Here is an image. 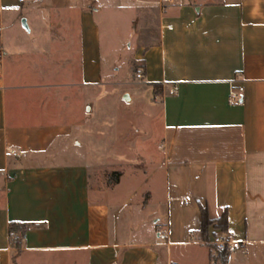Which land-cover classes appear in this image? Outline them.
Wrapping results in <instances>:
<instances>
[{"label":"crops","instance_id":"crops-1","mask_svg":"<svg viewBox=\"0 0 264 264\" xmlns=\"http://www.w3.org/2000/svg\"><path fill=\"white\" fill-rule=\"evenodd\" d=\"M126 1L0 0V264H211L218 233L240 246L225 264H264V0H135L136 14L156 19L133 61L150 95L139 116L158 119L159 161L130 165L141 184L114 201L124 172L101 186L99 169H112L89 156V120L114 53L99 22ZM158 173L152 205L144 187ZM200 207L211 221L227 216L205 243ZM10 223L30 227L19 250Z\"/></svg>","mask_w":264,"mask_h":264},{"label":"rangeland","instance_id":"rangeland-1","mask_svg":"<svg viewBox=\"0 0 264 264\" xmlns=\"http://www.w3.org/2000/svg\"><path fill=\"white\" fill-rule=\"evenodd\" d=\"M139 6L140 4L135 0H130L125 11L114 13L108 16L110 18L107 21L99 22L102 47L105 49V45H108V50L114 53L111 54L108 62L103 64L104 76L101 81V90L89 120V127H94L96 136L93 144L90 145L93 147L89 146L88 153L91 157L96 156L94 158L96 163L112 169L111 171L99 169L98 177L101 186L113 185V181H108L110 173H120L121 170L124 172L120 187L111 194L114 201L124 198L127 193L141 184L140 176L131 174V169L128 168L130 165L142 168L144 159L149 162L148 165L159 161L158 119L156 116H153L151 120L148 119L150 118L148 115L147 118L139 116H144L140 107L149 100L150 95L144 87L145 84L135 78L136 63L133 61L139 44L149 41V37L145 36L154 33L156 19L150 14L144 16L136 14V8ZM136 15L140 19L134 31L131 21L136 18ZM125 92L135 95L133 103L128 105L123 103ZM158 174L155 180L144 187L149 190L154 188L152 205L156 203L155 199L161 196L160 173ZM92 180L95 182V177ZM144 189L141 193L145 194ZM140 197V195L137 196L135 201H138ZM152 213L153 210L150 208L142 214L150 218Z\"/></svg>","mask_w":264,"mask_h":264},{"label":"trees","instance_id":"trees-1","mask_svg":"<svg viewBox=\"0 0 264 264\" xmlns=\"http://www.w3.org/2000/svg\"><path fill=\"white\" fill-rule=\"evenodd\" d=\"M154 90H157V87L154 86ZM120 177L119 172H112L109 174L108 181H113V185L118 183ZM108 182V183H109ZM200 214H201V229L198 232V237L202 242H207V231L209 227L213 226L214 228L219 229L222 232H226L227 230V216L226 211L222 210L218 218L214 221H211L207 215V211L205 208L200 207ZM29 226L19 224V223H10L8 232L11 237L13 248L16 250H19L21 240L24 237L26 231L29 229ZM211 256L210 261L211 264L215 261H220V263L225 264L227 257H228V251H218L215 247L211 246ZM216 257L214 258V256Z\"/></svg>","mask_w":264,"mask_h":264},{"label":"built area","instance_id":"built-area-1","mask_svg":"<svg viewBox=\"0 0 264 264\" xmlns=\"http://www.w3.org/2000/svg\"><path fill=\"white\" fill-rule=\"evenodd\" d=\"M174 2V0H159V5L164 9L166 5H170ZM135 78L138 81H142L144 79L143 73L139 72L135 75ZM177 92V87L176 86H172L170 89V94H175ZM240 96L235 93V92H231L230 93V102H238L240 101ZM160 229V228H159ZM158 238L160 240H164L166 239V232L165 231H159V233L157 234ZM189 238L190 241L192 243L195 242V235L194 233H189ZM210 244L215 247L218 251H229V250H234V249H238L240 246L238 243L232 242L229 237L225 236L222 233H218L216 235H214L211 239Z\"/></svg>","mask_w":264,"mask_h":264},{"label":"water","instance_id":"water-1","mask_svg":"<svg viewBox=\"0 0 264 264\" xmlns=\"http://www.w3.org/2000/svg\"><path fill=\"white\" fill-rule=\"evenodd\" d=\"M21 24H22V26H23L24 28H26V24H25V21H24V20H22Z\"/></svg>","mask_w":264,"mask_h":264}]
</instances>
